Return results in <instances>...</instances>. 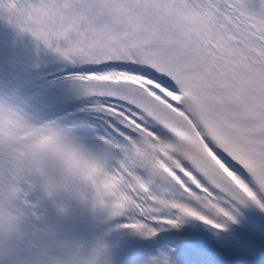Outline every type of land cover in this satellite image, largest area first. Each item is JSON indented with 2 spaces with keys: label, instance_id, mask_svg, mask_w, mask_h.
I'll use <instances>...</instances> for the list:
<instances>
[{
  "label": "snow or ice",
  "instance_id": "snow-or-ice-1",
  "mask_svg": "<svg viewBox=\"0 0 264 264\" xmlns=\"http://www.w3.org/2000/svg\"><path fill=\"white\" fill-rule=\"evenodd\" d=\"M257 2L254 10L252 0H0L10 24L87 68L72 79L101 101L93 110L110 122L105 150L61 145L48 125L32 131L81 168L88 190L77 195L146 246L141 264H181L188 227L219 235L241 207L264 211Z\"/></svg>",
  "mask_w": 264,
  "mask_h": 264
},
{
  "label": "clouds",
  "instance_id": "clouds-1",
  "mask_svg": "<svg viewBox=\"0 0 264 264\" xmlns=\"http://www.w3.org/2000/svg\"><path fill=\"white\" fill-rule=\"evenodd\" d=\"M41 125H48L47 134L58 136L61 145L88 150L70 130L40 122L22 99L0 96V264H114L104 237L89 239L62 229L73 207L93 220L107 212L94 207L91 197L77 195L88 190L81 168L70 166L55 144H41L32 131Z\"/></svg>",
  "mask_w": 264,
  "mask_h": 264
},
{
  "label": "bare ground",
  "instance_id": "bare-ground-1",
  "mask_svg": "<svg viewBox=\"0 0 264 264\" xmlns=\"http://www.w3.org/2000/svg\"><path fill=\"white\" fill-rule=\"evenodd\" d=\"M69 68L74 69L75 67ZM76 69L77 72L70 76H58L53 85L49 87L38 86L44 83L41 80L43 77L34 81L26 79L23 84H25V88L31 89L38 86L40 91H44L54 85L62 87L71 82L81 83L72 79L73 76L82 74L79 68ZM100 102L99 98L90 97L83 101L80 100L78 104L62 105V103H58L53 111L50 110L49 114L43 116L39 121L54 122L62 128L70 130L90 149L102 153L106 146L101 138H110L112 132L106 115L93 110ZM165 138L172 139L173 137L171 133H167ZM113 142L121 143L119 138L114 139ZM120 155L121 153L118 151L115 153L117 158ZM250 206L258 214L260 220L241 207L237 217L238 223L230 225L227 231L221 232L219 235L202 228L188 227L186 237L193 244L181 251L178 257L181 264H203L204 262L210 264H264V211L258 207ZM106 216L107 214H104L97 219L99 227L102 229L101 233L92 232L86 237L89 239L104 237L111 246L114 264L118 258L117 264H141L147 255L146 246L133 243L132 238L116 230L119 221L109 220ZM63 225H61L62 229ZM86 226L89 227L90 224L87 222ZM94 228V226L87 228L83 234L85 235ZM130 258L133 260L128 261L127 259Z\"/></svg>",
  "mask_w": 264,
  "mask_h": 264
}]
</instances>
